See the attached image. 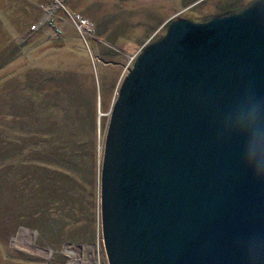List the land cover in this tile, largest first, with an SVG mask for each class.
Masks as SVG:
<instances>
[{
  "label": "water",
  "instance_id": "water-1",
  "mask_svg": "<svg viewBox=\"0 0 264 264\" xmlns=\"http://www.w3.org/2000/svg\"><path fill=\"white\" fill-rule=\"evenodd\" d=\"M264 0L176 18L109 110L99 168L107 264H264Z\"/></svg>",
  "mask_w": 264,
  "mask_h": 264
},
{
  "label": "rangeland",
  "instance_id": "rangeland-1",
  "mask_svg": "<svg viewBox=\"0 0 264 264\" xmlns=\"http://www.w3.org/2000/svg\"><path fill=\"white\" fill-rule=\"evenodd\" d=\"M252 1L0 0V264H107L99 168L122 77L171 20Z\"/></svg>",
  "mask_w": 264,
  "mask_h": 264
},
{
  "label": "clouds",
  "instance_id": "clouds-1",
  "mask_svg": "<svg viewBox=\"0 0 264 264\" xmlns=\"http://www.w3.org/2000/svg\"><path fill=\"white\" fill-rule=\"evenodd\" d=\"M245 158L255 174H264V137L252 134Z\"/></svg>",
  "mask_w": 264,
  "mask_h": 264
},
{
  "label": "built area",
  "instance_id": "built-area-1",
  "mask_svg": "<svg viewBox=\"0 0 264 264\" xmlns=\"http://www.w3.org/2000/svg\"><path fill=\"white\" fill-rule=\"evenodd\" d=\"M81 23H84L85 24L86 22L84 21V19L81 18Z\"/></svg>",
  "mask_w": 264,
  "mask_h": 264
},
{
  "label": "bare ground",
  "instance_id": "bare-ground-1",
  "mask_svg": "<svg viewBox=\"0 0 264 264\" xmlns=\"http://www.w3.org/2000/svg\"><path fill=\"white\" fill-rule=\"evenodd\" d=\"M99 113L101 114V111H99Z\"/></svg>",
  "mask_w": 264,
  "mask_h": 264
},
{
  "label": "crops",
  "instance_id": "crops-1",
  "mask_svg": "<svg viewBox=\"0 0 264 264\" xmlns=\"http://www.w3.org/2000/svg\"><path fill=\"white\" fill-rule=\"evenodd\" d=\"M1 68V67H0Z\"/></svg>",
  "mask_w": 264,
  "mask_h": 264
}]
</instances>
